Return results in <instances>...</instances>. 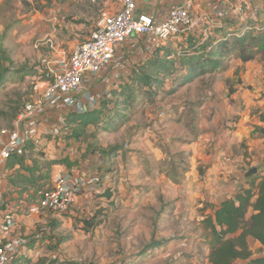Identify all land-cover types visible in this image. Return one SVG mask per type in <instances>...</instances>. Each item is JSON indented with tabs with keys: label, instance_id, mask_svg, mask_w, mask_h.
Returning <instances> with one entry per match:
<instances>
[{
	"label": "rangeland",
	"instance_id": "374dc122",
	"mask_svg": "<svg viewBox=\"0 0 264 264\" xmlns=\"http://www.w3.org/2000/svg\"><path fill=\"white\" fill-rule=\"evenodd\" d=\"M105 1L104 11L115 7V0H0V44L10 58L4 63L8 71L0 84V132L12 129L24 104L33 100L46 86L45 61L53 52L47 40H54L57 45L61 43L58 42L60 37L80 33L78 28L81 24L92 25L93 28ZM242 6L237 0L230 3L225 9L229 15H224L222 20L227 16H234L233 20L237 15L241 17L239 14L244 11ZM233 33L230 37L234 36ZM206 43L209 42L199 44L198 40L194 41L190 36L185 39L182 35L165 42L155 41L148 36L131 39L128 42L132 46L131 51L125 52L112 66L110 74L113 75L114 70L116 73L111 83L105 85L106 100L101 101L99 110H107V119L123 113V110H136L126 120L137 119L140 122L146 110L152 114L156 110H171L182 104L187 89L179 85L181 76L174 81L169 72L180 70L176 65L186 52ZM63 45L66 46V43ZM65 50L70 51L68 48ZM263 62L264 51L258 53L247 67L245 64L239 65L233 79L228 82L229 87L243 71L253 70L260 65L264 68ZM165 66L170 69L169 72ZM174 88L177 90L173 91ZM93 110H96V106L85 113ZM72 118L71 115L67 121H54L52 127L41 133L40 138L65 143L66 148L74 145L77 160L87 159L88 152L85 150L93 149L97 142L100 146L115 142L121 144L122 149L127 146L126 134L132 127L108 133L105 131L109 128V119L105 121L100 117L107 127L98 125V121L95 123L96 132H92V125L83 126L71 121ZM169 127L167 132L162 127L157 128L154 130L155 137L151 136L158 140L154 145L163 150L164 161H156L154 156L143 152L149 159L147 171L145 166L143 171L149 178L147 181L137 183L129 196L116 190L113 201L97 203L96 206L101 207L94 208L90 214L79 209L77 217L72 216L73 224L62 227L60 241L64 258H75V264H209V230L205 229L203 221H198L200 217L196 212L187 210L189 203L184 200L181 186H177L182 185V173L189 166L188 155L178 146L190 138L187 129L192 135L197 130L191 124L187 129L184 125L173 124ZM71 138L75 143L69 142ZM95 139H98L97 142H94ZM35 144L28 145L26 150L37 155L32 160L41 171L38 155L47 154L48 143L44 147V143L37 144L42 146L38 150ZM27 156L28 153L24 152L12 159ZM109 168V173L117 179L116 168L111 165ZM164 173L169 176L167 181L163 180ZM41 174L45 177L49 170H42ZM85 218L96 224L90 232L80 228Z\"/></svg>",
	"mask_w": 264,
	"mask_h": 264
},
{
	"label": "crops",
	"instance_id": "0c3cea01",
	"mask_svg": "<svg viewBox=\"0 0 264 264\" xmlns=\"http://www.w3.org/2000/svg\"><path fill=\"white\" fill-rule=\"evenodd\" d=\"M237 1L240 2V6L244 4L243 13L239 14L241 17L237 15L234 20V16H227L224 20L223 17L214 18V22L217 24L219 22L218 25H214V22L212 25L207 23L195 28L190 34H182V37L188 39L190 36L200 44L210 38L216 42L223 35L229 36L231 32H237L244 24L255 28L264 24V0ZM137 2L140 10L161 18L172 6L182 4L185 0H137ZM106 4L105 1L99 12L104 11ZM216 4V0H196L193 11L212 14L217 8ZM250 20L255 22H249ZM91 26L81 24L78 28L80 33L60 37L58 42L61 43L57 44L58 47L73 50L89 38L93 29ZM206 36L208 39L204 40ZM129 41L119 49L117 59L125 52L131 51ZM63 43H66V46ZM251 61L243 62L239 57L232 55L225 61L226 67L223 69L195 77L183 85L187 89L183 103L171 110L162 108L152 114L146 110L140 122L137 119L126 120L129 114L136 110H123V113H117L113 125L110 123L105 132L114 133L120 128L122 130L132 127L126 134L127 146L122 149L121 144L115 142L109 146L107 143L100 146L98 139H95L94 142L97 144L95 143L94 148L85 150L88 152V158L85 160H77L78 154L76 155L74 145L66 148L65 143L40 138L41 133L52 127V123L61 114L64 121H67L71 115L75 117L81 113L70 114L66 108H62L43 116L34 140H30L28 144L31 146L36 143L38 150L48 143L47 154L41 157L38 155L41 171L33 164L32 159L37 155L28 150L25 151L28 156L21 157L22 164L18 163L16 158L12 159L15 156L0 163V208L14 213L17 220V227L9 234V238L22 241L20 252L12 264H75L77 262L75 258L62 256L64 249L60 241L62 227L73 224L72 218L77 217L79 209L90 214L94 208L101 207L96 206L97 203L113 201L116 190H120L122 195L129 196L134 187H137V183H144L149 179L143 173L144 166L147 171L149 161L143 152L148 156H154L156 161L165 160L163 150L154 145L158 140L153 139L154 130L160 127L167 132L170 129L169 125H184L187 129L191 124L197 130V133L192 135L187 129L186 133H189L190 138L178 146L188 155L189 166L182 173V185L177 186H181L184 200L189 203L187 210L199 215L198 221H203L208 214H213L214 206L218 207L241 188L249 187L248 180L251 174H264V68L260 65L253 70L243 71L236 82L231 83V88L228 82L233 79L239 65L245 64L247 67ZM110 73L107 77L95 81L88 92L81 95L83 101H95L96 110L93 111H102L100 116L102 120L107 116V110H99L102 106L101 101L106 100L105 85L111 83L116 72L114 70L113 75ZM103 122L100 121L98 125L104 126ZM75 123L83 125L79 120ZM89 125H92V132H96L95 123ZM104 127H107V124ZM169 141L172 142L171 139ZM69 142L75 143V140L71 138ZM43 143L41 147L37 145ZM63 160H68L70 164ZM109 165L116 168L117 179L109 173ZM253 168L257 171L251 172ZM42 170H49V174L44 177V174H41ZM96 172L102 176L103 189L100 193L81 194L77 202L65 212L50 211L39 205L42 193L54 184L59 175L71 173L75 177H88ZM168 179L169 176L164 173L163 180ZM82 221L80 228L86 232L95 227L92 226L93 228L87 231L85 224L92 220L85 218ZM248 243L253 257L264 254V245L259 241L248 237ZM209 252L208 246L207 255ZM207 261L209 262L208 258ZM245 263L243 260H237L234 264Z\"/></svg>",
	"mask_w": 264,
	"mask_h": 264
},
{
	"label": "built area",
	"instance_id": "2783aa9c",
	"mask_svg": "<svg viewBox=\"0 0 264 264\" xmlns=\"http://www.w3.org/2000/svg\"><path fill=\"white\" fill-rule=\"evenodd\" d=\"M195 1L185 0L157 18L150 12L140 10L137 0H115V7L102 12L95 20L89 38L70 52L47 40L53 52L45 61L46 86L33 100L24 104L13 128L0 132V163L25 152L30 140H34L41 119L49 112L62 108H66L70 114L90 111L95 101H83L81 95L86 94L95 81L107 77L120 53L119 49L128 40L148 36L155 41L165 42L178 35L190 34L204 24H213L214 18L224 17L228 13L225 9L235 2L216 0L217 8L211 14L194 12ZM218 24L214 22V25ZM253 29L260 30L261 27ZM207 39L208 36L204 40ZM186 54L190 55L191 52ZM62 116H58L56 121H64ZM101 177L99 172L88 177L61 174L42 193L39 204L50 211H68L81 194L100 193L103 189ZM16 227L14 214L0 208V264H12L20 252L22 241L9 238Z\"/></svg>",
	"mask_w": 264,
	"mask_h": 264
},
{
	"label": "trees",
	"instance_id": "16d2710c",
	"mask_svg": "<svg viewBox=\"0 0 264 264\" xmlns=\"http://www.w3.org/2000/svg\"><path fill=\"white\" fill-rule=\"evenodd\" d=\"M248 26L244 24L237 32L234 31L232 37L223 35L216 42L210 38L207 40L209 43L193 49L190 55L185 54L175 64L180 70L170 73V69L165 68L174 81L177 76H181L179 85L182 86L195 77L223 69L226 67L225 61L232 55L243 62L253 60L258 53L264 51V24L257 31L251 26L248 29ZM9 59L0 44V84L8 71L4 63ZM101 114L102 111H91L75 116L71 121L79 120L83 125L97 123ZM114 116L116 114L109 120L107 116L104 119L113 125ZM16 161L23 163L22 158H17ZM63 161L70 164L68 160ZM248 184L249 187L241 188L233 197L225 199L218 207L214 206V213L208 214L203 220L205 229L209 230L208 259L211 264H234L237 260H243L245 264H264V254L253 257L248 243V237H253L264 245V174H251ZM94 225V222L88 221L85 228L88 231Z\"/></svg>",
	"mask_w": 264,
	"mask_h": 264
},
{
	"label": "water",
	"instance_id": "95a60500",
	"mask_svg": "<svg viewBox=\"0 0 264 264\" xmlns=\"http://www.w3.org/2000/svg\"><path fill=\"white\" fill-rule=\"evenodd\" d=\"M255 171H257V169H256V168H253V170H251V172H255Z\"/></svg>",
	"mask_w": 264,
	"mask_h": 264
}]
</instances>
